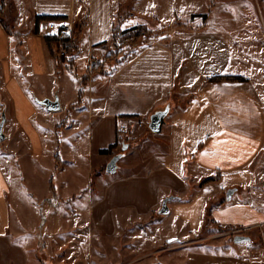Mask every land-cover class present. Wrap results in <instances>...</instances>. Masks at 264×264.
Wrapping results in <instances>:
<instances>
[{"label": "crops", "instance_id": "1", "mask_svg": "<svg viewBox=\"0 0 264 264\" xmlns=\"http://www.w3.org/2000/svg\"><path fill=\"white\" fill-rule=\"evenodd\" d=\"M126 1L13 0L17 38L9 36L0 21V122L4 107L7 117L6 139L0 144V255L5 256L4 249L14 246L8 234V195L11 163H17L19 147L29 162H37L44 154L46 133L52 134L56 150L69 139L77 147V136L85 132L80 126L84 119L90 120L86 133L91 155L104 158L90 172V179L118 155L101 154L117 145L118 126H131V118L143 122L141 136L135 137L136 127H131L132 140L117 173L105 172L97 183L110 175L114 178L111 189L116 186L134 195L140 189L154 193L157 199L152 202L149 220L161 210L164 200L179 198L168 203L167 217L184 210L177 213V219L189 235L178 242L187 245L186 249L206 247L194 243L199 241L195 238L209 211L213 222L223 229L264 228V0H231L239 10L232 13L230 29L212 28L210 20L197 30L172 22L152 45L133 53L109 74L93 75L83 103L78 105L80 81L93 61H103L112 50V27ZM139 3L136 0L133 12L144 19L143 13L135 12ZM42 16L64 17L73 26L68 38L76 41L80 51L77 77L68 72L66 57L56 52L58 74L43 36L57 23L37 22ZM137 24L128 22L123 29ZM49 34L54 32L46 36ZM215 77L243 81L212 82ZM46 99H58L61 112H50L39 103ZM168 106L162 131L154 134L149 129L151 117ZM56 156L64 165L69 163L68 167L74 164L58 152L54 161ZM64 171L65 166L61 172L55 166V174ZM209 178L217 181L201 186ZM230 189L237 192L227 202L223 196ZM193 206L195 213L191 212ZM172 239L177 237L165 236L168 242ZM234 243L222 247L226 251L186 253L185 249L171 256L182 258L183 264H264V250L251 242Z\"/></svg>", "mask_w": 264, "mask_h": 264}, {"label": "rangeland", "instance_id": "2", "mask_svg": "<svg viewBox=\"0 0 264 264\" xmlns=\"http://www.w3.org/2000/svg\"><path fill=\"white\" fill-rule=\"evenodd\" d=\"M243 6L246 7V4ZM237 10L231 0H140L139 9L136 8L135 12L146 17L137 25L156 33L172 22L197 30L210 20L212 28L230 29L232 13ZM155 19L160 22L159 25L153 22ZM54 22L68 23L66 20ZM48 32L43 34L44 39ZM155 37L159 36L151 34L134 43L119 46L113 42L108 53L118 51L119 59L128 55L127 60L133 53L152 45ZM53 48L55 55L56 52L61 54L60 43ZM70 117L71 113L62 124L64 127ZM130 120L129 125H132L127 127L126 124L124 136L117 129L118 142L114 151L110 152L113 156L127 152L123 148L131 143L132 133H129L133 125L137 130L133 134L135 137L143 130V127H138L139 121ZM89 123L88 119L80 123L85 132L80 131V136H77L80 141L77 147L69 139L64 141L63 148L56 150L58 146L52 134L46 133L43 138L44 154L37 162H29L31 159L19 147V159L17 163H11L13 177L8 195V234L14 246L11 250L4 249L6 255H0V264H176L175 261L183 264L182 258L175 260L171 254L185 250L187 246L178 242L179 238L185 239L189 235L177 219L184 210L180 209L176 211L179 214L174 213L170 217L157 212L149 220L151 207H154L152 202L157 199L154 193L140 189L142 192L134 195L116 186L111 189L114 178L110 175L97 183L100 175L106 172L105 166L93 172L90 179V172L101 165L104 158L90 153L86 133ZM57 152L61 158L74 164L69 167V163L65 164V171L55 174L54 156ZM52 177L55 194L49 190ZM191 212L195 213L194 206ZM210 215L207 212L202 232L195 238L199 241L194 243L206 247L194 246L186 249V253L226 251L222 247L235 246L234 238L237 236L251 238L256 249L264 250V228L246 231L223 229L213 222ZM171 235L177 239H172V242L165 240V236Z\"/></svg>", "mask_w": 264, "mask_h": 264}, {"label": "trees", "instance_id": "3", "mask_svg": "<svg viewBox=\"0 0 264 264\" xmlns=\"http://www.w3.org/2000/svg\"><path fill=\"white\" fill-rule=\"evenodd\" d=\"M136 0H127L125 4L121 5L118 13L117 20L114 22L112 27V35H113V42L116 45H126L129 43H134L135 41H139L143 37L151 34H155V36H161L164 35L168 30L169 26H165L162 30H158L156 33L151 32L148 28H144V26H136L134 28L124 30L123 27L128 22H144L145 19L138 17L132 12L133 6L135 4ZM213 7V6H212ZM15 6L13 3V0H1V6H0V21L3 24L7 34L11 37L15 36ZM207 15L205 16V19H207ZM37 22L40 21H59V20H66L64 17H49V16H42L37 17ZM155 24H160L158 20H153ZM181 24L173 23V26H180ZM38 33V30L36 31ZM45 41L52 51L53 56H55L56 60V66L58 69L59 74V63H58V57L55 55L54 45L57 43H60L62 45L63 50L65 51L66 56V68L68 72L71 73V75L77 77V65H76V59L80 54L79 48L76 44L75 40H72L71 38H64L60 40L56 36H45ZM22 45L21 39L17 42V46ZM120 53L118 51L112 53L109 52L104 57L103 61H93L90 66L87 68V71L84 75V77L80 81V91H79V104L81 105L83 103L84 95H85V89L87 88L91 77L95 74H103L107 75L111 71L115 69V67L125 61V59L128 57V55H124L122 59H119ZM111 65H115L114 67ZM222 80H237V81H243L241 78H232V77H215L212 78V82H219ZM116 147V144L111 146L108 150L101 151L102 155L110 153L114 148ZM56 172H61L64 167V163L61 161V159L56 156ZM53 180L50 181L49 187L52 192V194H55V188L53 186ZM217 181V178H209L202 182L201 186L208 184L210 182ZM179 199V198H175ZM210 213V211H209ZM228 230H236L234 228H228Z\"/></svg>", "mask_w": 264, "mask_h": 264}, {"label": "water", "instance_id": "4", "mask_svg": "<svg viewBox=\"0 0 264 264\" xmlns=\"http://www.w3.org/2000/svg\"><path fill=\"white\" fill-rule=\"evenodd\" d=\"M41 105L45 106V108L50 111V112H59L61 111V105L58 99H56L55 101H51V100H43L39 102ZM169 110H170V106H168L165 110L163 111H159L156 112L150 120V125H149V129L154 133V134H160L162 131V127L164 125L165 122V118L168 116L169 114ZM6 107H4V110L2 111L1 114V122H0V144L2 142L5 141L6 136L4 133V128H5V124H6ZM128 149V146L125 145L123 148V151H126ZM123 157V154H118L116 156H114L112 158V160L109 162V164L107 165L106 168V172L110 175H115L118 171V163L121 161ZM237 192L236 189H230L227 192L226 195V201L227 202H231L233 195ZM175 198H167L166 200H164L163 204H162V208L159 211L160 215L163 216H167L170 214V209L168 207V203L172 200H174ZM234 241L236 243H242V242H251V238L249 237H244V236H237L235 237ZM169 242H172V240H170Z\"/></svg>", "mask_w": 264, "mask_h": 264}, {"label": "built area", "instance_id": "5", "mask_svg": "<svg viewBox=\"0 0 264 264\" xmlns=\"http://www.w3.org/2000/svg\"><path fill=\"white\" fill-rule=\"evenodd\" d=\"M51 30H50L51 33L54 32V35H52V36H56L60 40H62L64 38H67L72 33L73 26L71 24H69V23L62 22V23H59V24H57L55 26H52ZM49 36H50V34H49ZM60 57H66L65 56V51L63 50V48H62ZM138 127H140V128L143 127V124L139 123ZM118 131L120 133H122L123 136H124L125 132L127 131V128H125L124 126H118Z\"/></svg>", "mask_w": 264, "mask_h": 264}]
</instances>
